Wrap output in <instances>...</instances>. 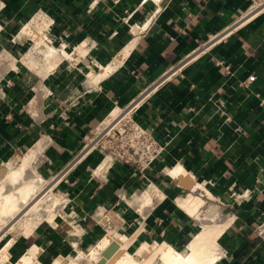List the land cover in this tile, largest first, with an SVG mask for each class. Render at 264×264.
Instances as JSON below:
<instances>
[{
    "label": "crops",
    "instance_id": "1",
    "mask_svg": "<svg viewBox=\"0 0 264 264\" xmlns=\"http://www.w3.org/2000/svg\"><path fill=\"white\" fill-rule=\"evenodd\" d=\"M253 8V0H0V55L15 61H0V167L39 146V170L58 177L76 230L40 223L11 260L33 245L48 261L94 247L111 211L123 218L121 236L137 234L133 253L145 244L187 253L202 229L197 215L213 211L227 224L213 264H264V14ZM42 13L50 23L44 32L37 22L40 40L60 56L40 77L22 63L21 30ZM136 100L135 119L162 153L145 178L122 165L98 177L102 156L83 154L85 137ZM149 183L164 198L132 204ZM189 195L203 201L194 216L178 204Z\"/></svg>",
    "mask_w": 264,
    "mask_h": 264
},
{
    "label": "bare ground",
    "instance_id": "2",
    "mask_svg": "<svg viewBox=\"0 0 264 264\" xmlns=\"http://www.w3.org/2000/svg\"><path fill=\"white\" fill-rule=\"evenodd\" d=\"M257 13L264 14V6L261 9H259ZM0 30H1V25H0ZM27 30L28 27H23L21 32L26 33ZM53 51L57 52L58 50L52 49L51 51L49 48L46 57H51L53 55L51 52ZM62 55L66 56L67 54L65 51H62ZM41 150L42 149H40L39 146L36 147L35 149H32L31 152L27 153L23 158L22 168L18 170L16 169L15 171L11 170V172L8 173L9 180H7V182L5 181L3 185L0 182V229H3V231H1L0 233V239L7 232H11L14 236V239H20L21 237L25 238L31 235L34 229L43 220L50 222V224L53 223L54 218L53 215H51L52 213L51 211L53 210L52 209L49 210L48 208L50 203H54V197L51 195L48 196V192H49L48 190L45 192H39L40 190L39 186L41 184L37 185L36 180H30V179L28 181L23 180L24 170L26 169L27 166H29L30 163L35 161V159L41 153ZM166 173H168L173 177L178 175V172L176 170L166 169ZM21 180H22L21 186H19L18 188L16 187L17 188L16 192L6 193L4 191L5 185L7 183L9 184L13 183L14 185H16L19 184ZM149 188H150L149 190H145L142 193V195L139 197L141 198V201L143 200L144 202H147L149 199H151L149 198L151 196L149 195L151 194V192L155 193V195L157 194L160 200L164 198L163 195L164 193L162 194L158 190L157 186L153 185L150 186ZM144 202H141V204H144ZM178 204L180 205V207H182L188 213L194 216L197 213L198 207L201 204H203V201L189 195L186 197L185 200L184 199L178 200ZM142 210L143 209H141L140 211ZM28 216H30V218H27ZM197 217H199V215H197ZM23 218L26 219V221L24 220L26 224H23L21 226ZM215 218L216 217L213 211L206 214L204 218H201L204 220H208L209 222L202 223V229L198 234V236L188 245L187 253H182L180 251H171V250L167 251L164 246L161 245L151 246L146 244L141 248H139L135 253H131L129 249L132 247L133 240L135 239L137 234L132 236L123 235L122 237L121 236L116 237V233H117L116 232L112 236V240L119 245V249L115 258L111 260L112 263L111 262L108 263L152 264L154 260L160 257L164 264H213L218 257L217 254V250L219 246L218 239L220 235L223 233L224 229L227 227L226 226L227 224L222 225L217 222H214ZM7 219L10 220L7 221ZM107 219L108 220L114 219L118 224H121V222H123V220L119 217L117 213H113V215L112 216L110 215L109 217L107 216L104 219V223L107 221ZM92 248L93 247L89 248L88 250H80L77 255H79L84 260L87 256V253ZM27 251L30 257L26 259L25 264H33L35 261L44 264L40 261V255L42 253L41 247H39L38 245H33ZM138 257L143 258L144 260L148 259V261H146L145 263H141V261L138 260ZM75 259L76 257H74L71 261L67 260L68 264H76ZM6 264H11V263L6 262ZM49 264H65V263L62 259H56L52 261L50 260Z\"/></svg>",
    "mask_w": 264,
    "mask_h": 264
},
{
    "label": "rangeland",
    "instance_id": "3",
    "mask_svg": "<svg viewBox=\"0 0 264 264\" xmlns=\"http://www.w3.org/2000/svg\"><path fill=\"white\" fill-rule=\"evenodd\" d=\"M261 4V3H259ZM264 6V5H263ZM41 21L43 22V30L45 29L44 32H46L48 30V27H49V23H50V20L47 16L43 15H36L34 18H33V21L31 22L34 23L31 25H29L31 28H28V30L26 31L25 34H27L28 38H27V42L28 44L26 45V50L28 49L29 53L28 55H24L23 56V59H22V63H24L23 65H25V67H27L29 70H31L33 73L35 74H38V76H42V75H45L47 73H49L53 67H55L56 63H57V59L58 57L60 56V52H51L53 55V57H46V54L48 53V49L50 48V50L52 51V49H56L55 47L51 46V45H48L46 43H44L43 41L40 40V33L39 30L41 31L40 28H36V24H38L37 22H40ZM3 59H6L9 63H15L13 57L11 56V51L9 52H6L2 55H0V61H5ZM9 59H11L9 61ZM55 61V63H54ZM55 64V65H54ZM35 149V148H33ZM32 150V149H31ZM30 151H27L21 155H17L14 159H12L11 161L5 163L4 165H2L0 167V182L2 183V185L4 184V182L8 179V173L11 172V170L15 171L16 169H21L22 168V165H23V158L25 157V155ZM39 160H40V154L38 155V157L35 159L34 162L30 163L29 166L26 167V169L24 170V175H23V180L24 181H28L29 179L30 180H36V184L37 185H40L39 188V192H45V191H49L48 192V196L51 195L54 197V203H50L49 204V210H53L51 211V215H53V223L57 224V225H60L62 224L63 227L69 232H72V233H75L76 230L72 231L68 226L67 224L72 222L73 220V217H70L69 215V207L68 205L66 204V197L64 196V191H63V186L59 184L58 182V177H51V178H46L43 173L40 172L39 170ZM3 171V172H2ZM5 172V174H4ZM38 176V178H37ZM21 183H22V180L19 184H16L13 185L12 184H9L7 183L5 185V192L6 193H14L16 192L17 188L19 186H21ZM155 185V184H154ZM150 186H153L152 184H147V186L137 195L134 197V202H132V204H135L136 202H144L143 200L140 201L141 198H139L141 196V194L145 191V190H149ZM156 186V185H155ZM17 187V188H16ZM42 189V190H41ZM45 189V190H44ZM158 190L160 191V188H158ZM151 195L147 202H144V204L146 203V205L149 203H153V198L156 197L155 193L151 192ZM158 196V195H157ZM138 198V199H137ZM104 213V212H103ZM114 213H117L119 215V217L123 220L122 216L120 215L119 212H114ZM103 215V214H102ZM110 215H108L109 217ZM200 218H204V216H199ZM8 218V217H7ZM27 218H30V216H28ZM199 219V218H198ZM10 220V219H7V221ZM24 220L26 221L25 218H23V221H22V224H26V222H24ZM47 221L46 220H43L41 223H46ZM201 223L203 222H209L208 220H200ZM214 222H219V220L217 218H215V221ZM65 224V225H64ZM58 229H62L60 228V226H58ZM1 231H3V229H0V233ZM122 234H125L124 232H118L116 233V237H120ZM13 238L14 239V236L11 232H7L6 234L3 235V237L0 239V248L8 241V239L10 238ZM122 237V236H121ZM23 237H21L20 239H14L15 243H17L18 241H20ZM88 245H85L84 248H82V246L80 247H77V251L79 252L80 250H88L86 249ZM40 247V246H39ZM76 247V246H75ZM42 249V247H41ZM129 251L131 253H133L134 251L131 250V248L129 249ZM77 252V254H78ZM10 254L13 255V254H18V251H17V248L16 247H12V249L10 250ZM74 254V256L72 255ZM76 254V255H77ZM72 255V256H71ZM75 252H71V254L69 255V257H64L63 256V259H66L68 261H71L75 256ZM5 256H6V252L3 253V255L1 256L2 257V261L6 262L5 260ZM18 256V255H17ZM15 258L13 257L12 260L9 262V263H12L13 260ZM55 260V259H53ZM138 260L141 261V263H145L147 260H144L143 258H140L138 257ZM40 261L44 264H49L50 260H46L42 257V255H40ZM152 264H164L163 262H161L160 260V257H158L156 260L153 261Z\"/></svg>",
    "mask_w": 264,
    "mask_h": 264
},
{
    "label": "built area",
    "instance_id": "4",
    "mask_svg": "<svg viewBox=\"0 0 264 264\" xmlns=\"http://www.w3.org/2000/svg\"><path fill=\"white\" fill-rule=\"evenodd\" d=\"M253 3V11L257 12L263 7L264 0H253ZM139 104L140 100H136L125 109L115 110L100 127L86 135L83 154L98 151L102 156L100 168H97L100 170L98 177L105 179L111 169L122 165L145 178L162 153L155 137L135 119Z\"/></svg>",
    "mask_w": 264,
    "mask_h": 264
},
{
    "label": "water",
    "instance_id": "5",
    "mask_svg": "<svg viewBox=\"0 0 264 264\" xmlns=\"http://www.w3.org/2000/svg\"><path fill=\"white\" fill-rule=\"evenodd\" d=\"M188 186V184H187ZM113 211L109 212L108 215H113ZM124 221L118 224L114 219L109 220L104 226L105 235L94 245V247L87 253L86 258L83 260L79 255H76V264H111L119 249V245L112 240V236L121 230ZM15 245L14 239L11 237L8 241L0 248V264H6L10 262L12 255L10 249ZM6 252L5 260L2 261V255ZM29 253L26 251L17 261L11 264H25L28 259ZM56 259H62L65 264H68L67 259H63V256H59ZM55 259V260H56ZM111 262V263H108ZM33 264H41L35 261Z\"/></svg>",
    "mask_w": 264,
    "mask_h": 264
}]
</instances>
